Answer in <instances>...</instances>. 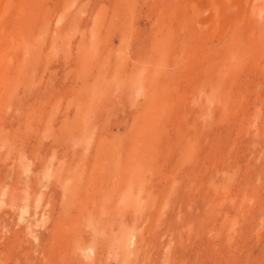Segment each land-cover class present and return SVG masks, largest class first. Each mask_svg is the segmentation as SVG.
I'll return each instance as SVG.
<instances>
[{"label":"rangeland","instance_id":"rangeland-1","mask_svg":"<svg viewBox=\"0 0 264 264\" xmlns=\"http://www.w3.org/2000/svg\"><path fill=\"white\" fill-rule=\"evenodd\" d=\"M157 1L154 9L152 0L26 1L18 30L0 46L12 53L10 78L0 82V264H264L256 235L264 215V56L252 67L243 61L237 77L226 70L229 48L254 52L246 2L221 22L213 16L205 57L193 22L172 24L170 35L169 24L159 28L170 19ZM96 27L99 49L90 39ZM236 27L249 44H236ZM206 59L208 79L196 70ZM145 67L152 81L142 77ZM213 85L223 95L215 103L233 98L227 110L200 105ZM130 171L138 194L129 196Z\"/></svg>","mask_w":264,"mask_h":264},{"label":"bare ground","instance_id":"bare-ground-1","mask_svg":"<svg viewBox=\"0 0 264 264\" xmlns=\"http://www.w3.org/2000/svg\"><path fill=\"white\" fill-rule=\"evenodd\" d=\"M26 1L27 0H15V1H11V0H0V15H2V16H5V18H4V20H3V22L1 23L2 25H1V27H0V46H2V45H4V43H3V40L4 41H6V35L8 36V35H10L11 34V32H13L14 31V28H12L13 26L15 27V29H17L18 30V28H16V25H17V23H18V20H19V17H21L23 14H24V12H26V10H25V3H26ZM35 1V0H34ZM55 1V0H54ZM58 1V0H57ZM154 1V2H153ZM239 1H245L246 2V12H247V15H249V21H250V26H251V28H249L248 30L250 31V33H252V39H253V44H254V48L251 50V51H254L252 54L251 53H249V54H245L247 57H245V55H243V54H241V53H239V51L240 50H238L237 48H229V51L230 52H228L229 53V55H228V57H226V58H228L229 60H230V63H231V66L232 67H230L229 66V64H228V66L230 67H228L229 69H226L227 71L228 70H230V69H232V71H230L231 73H232V75H234V74H236V77H237V72L240 70V68H244L243 66H241L242 65V63H243V61H245V63L249 60V64L251 65V66H249V67H252V66H256V64H257V62H258V59L259 58H261V57H263L264 56V0H161V2L163 3V5H162V3H161V14L163 13V12H166V15H164V14H162V16H163V18H168L169 17V19H170V21H167L166 22V20H164L162 23H160V27L159 28H161V30L164 28H166L167 27V25L169 24V29H168V32L166 31V35H168L169 33H170V28H171V26H172V24H174V23H176V22H183L184 24L186 23V20H187V23H188V25L186 24L185 26H192V22L194 23V25L195 26H197V28H195V29H197L196 30V36L194 37V38H202V36H204L202 39H201V41L204 43V45L202 46V49H201V46H200V49H201V51H203V55L206 57V55H205V45L206 44H208L209 43V41L208 40H210V38L209 37H212L211 35L208 37V36H206L207 34L206 33H209V30L210 31H212L211 29L213 28V26L218 22V21H222V19L223 20H225V17L226 16H230L231 14H235V12L239 9V8H237V5H238V2ZM260 1V2H259ZM39 2V1H38ZM62 2V1H61ZM244 2V3H245ZM32 3V2H31ZM55 3V2H54ZM152 6H151V8L152 9H154L155 7H156V4L157 3H159L157 0H152ZM75 4V3H74ZM27 5V4H26ZM160 5V4H159ZM159 5H158V7H159ZM130 6V5H129ZM7 7L9 8V10L7 11ZM35 7V6H34ZM66 7V6H65ZM6 9L5 10V12L3 11V9ZM29 8H31V7H29ZM41 8V7H40ZM38 9V8H37ZM118 9V8H117ZM132 9V8H131ZM237 9V10H236ZM196 12H194V11ZM245 10V9H244ZM36 11V10H35ZM29 12V11H28ZM47 12V11H46ZM45 12V13H46ZM192 12H194V14H196V16L192 13ZM2 13V14H1ZM179 13V16L177 15ZM218 15H217V14ZM244 13H245V11H244ZM44 14V13H43ZM47 14V13H46ZM59 14V13H58ZM57 14V15H58ZM66 14V13H65ZM119 14H121V13H119ZM246 14V13H245ZM25 15H28V14H25ZM24 15V16H25ZM51 15V14H50ZM50 15H49V17H50ZM52 15H55V14H52ZM100 15V16H99ZM194 15V17H192ZM214 15H216V16H218V21L216 20L215 22L213 21V16ZM98 20H100L99 18L101 17V14H98ZM103 17H102V21H98L97 22V26H98V24L99 23H101V24H104V15H102ZM243 16V15H242ZM246 16V15H245ZM32 17V16H31ZM121 17V16H120ZM23 18H25V17H23ZM194 18V19H193ZM245 18V17H244ZM1 19V18H0ZM3 19V18H2ZM50 19V18H49ZM54 19V18H53ZM113 19V18H112ZM230 19V18H229ZM242 19V18H241ZM247 19V18H246ZM157 20V19H156ZM192 20H194V21H192ZM235 20V19H234ZM243 20V19H242ZM241 20V21H242ZM245 20V19H244ZM30 21V20H29ZM62 21V20H61ZM109 21V20H108ZM239 21V20H238ZM38 22V21H37ZM63 22V21H62ZM133 22V21H132ZM191 22V23H190ZM230 22V21H229ZM246 22V21H245ZM96 23V22H95ZM166 23H167V25H166ZM191 25H190V24ZM231 23H233V22H231ZM29 24V23H28ZM39 24V23H38ZM157 24V23H156ZM235 24V23H234ZM243 24V23H242ZM30 25V24H29ZM29 25H28V27H29ZM140 25V24H139ZM164 25H165V27H164ZM179 25V24H178ZM227 25H228V20H227ZM227 25H225V27L227 26ZM245 25V24H244ZM174 26H176V25H174ZM228 26H230V25H228ZM231 26H233V25H231ZM26 27V26H25ZM225 27H222V29L223 28H225ZM234 27V26H233ZM41 28V27H40ZM176 28V27H175ZM177 28H178V26H177ZM180 28V27H179ZM179 28H178V31H179ZM26 29V28H25ZM31 29V28H30ZM96 29V32H92L91 33V37H90V35H89V37H90V39L92 38L93 39V42H92V45L94 46V47H96V49H99V46H100V44L103 42V40L102 39H98V38H96V37H98L99 35H100V31H99V29H100V27H96L95 28ZM95 29H93V30H95ZM118 29V28H117ZM227 29V28H226ZM236 29V32H234V37L236 36V44H238V43H241V45L243 44V43H248L247 42V40L248 41H250V39L248 38H246L247 40H245L244 39V41L242 40V38H240V36H242L243 34H242V32L243 31H241L240 32V30H243L241 27H236L235 28ZM28 30V29H27ZM33 30V29H32ZM35 30V29H34ZM166 30H167V28H166ZM181 30H183V29H181ZM190 30H191V28H190ZM189 30V31H190ZM220 30H221V28H220ZM21 31V30H20ZM19 31V33H21ZM163 31V30H162ZM178 31L176 30V32L178 33ZM188 31V32H189ZM238 31H239V33H238ZM91 32V31H90ZM159 32V31H158ZM194 32V31H193ZM225 32V31H224ZM245 32V31H244ZM259 32V33H258ZM229 33H230V31H229ZM13 34H15V33H13ZM73 34V33H72ZM99 34V35H98ZM172 34V33H171ZM195 34V33H194ZM203 34V35H202ZM215 34H216V32H215ZM219 34V33H218ZM220 34H222V33H220ZM239 34V35H238ZM71 35V34H70ZM170 35V34H169ZM248 35V34H247ZM250 35V34H249ZM16 36V35H15ZM18 36V35H17ZM85 36H86V34H85ZM103 36V35H102ZM191 36V35H190ZM225 36V35H224ZM224 36H222V39H221V37H220V39H221V41H219V43L217 44V42H215L214 40L213 41H211L210 42V44H211V47H210V49L211 48H213V46L215 47H218V45L220 44V43H222V41L223 40H225L224 39ZM239 36V37H238ZM243 36H246V35H243ZM10 37V36H9ZM21 37H22V35H21ZM21 37L19 38V39H21ZM88 37V36H87ZM179 37V36H178ZM177 37V38H178ZM18 38V37H17ZM36 38V37H35ZM69 38V37H68ZM83 38V37H82ZM102 38V37H101ZM165 38V37H164ZM190 38V37H189ZM213 38V37H212ZM72 39V38H71ZM84 40L85 39H88V38H83ZM159 39V38H158ZM170 39V38H169ZM16 40V39H15ZM33 40V39H32ZM36 40V39H35ZM34 40V41H35ZM161 40V39H160ZM159 40V41H160ZM183 40V39H182ZM219 39H217V41H218ZM230 40V39H229ZM228 40V41H229ZM14 41V40H13ZM38 41V40H37ZM83 41V40H82ZM86 41V40H85ZM159 41H157L158 43H156L155 45H160L161 43L159 42ZM227 41V42H228ZM232 43H233V41L232 40H230ZM15 42H17V41H15ZM19 42H21V41H19ZM28 42V41H27ZM40 42V41H39ZM68 42V41H67ZM165 42V41H164ZM168 42V41H167ZM166 42V43H167ZM176 42V43H175ZM234 42H235V39H234ZM18 43V42H17ZM21 43H23V42H21ZM34 43H36V42H34ZM71 43V42H70ZM104 43V42H103ZM178 43H179V41L178 40H176V41H173V44L172 45H178ZM181 43V42H180ZM184 43L185 44H188L189 45V43H190V40H188V41H185L184 40ZM198 43V42H197ZM90 44V43H89ZM195 44V43H194ZM193 44V45H194ZM199 45L201 44V43H198ZM224 44V43H223ZM249 44V43H248ZM247 44V45H248ZM30 45V44H29ZM36 45V44H35ZM85 45V44H84ZM196 45V44H195ZM209 45V44H208ZM222 45V44H221ZM220 45V46H221ZM229 45V44H228ZM234 45V44H233ZM246 45V46H247ZM250 45H252V44H250ZM12 46V45H11ZM34 46V45H33ZM106 46V45H105ZM238 46V45H237ZM16 47H17V45H16ZM26 47V46H25ZM24 47V48H25ZM102 47H103V45H102ZM163 47V46H162ZM191 47V46H190ZM38 48V47H37ZM79 48V47H78ZM169 48H171V47H169ZM178 48V50H180L179 49V47H177ZM176 48V49H177ZM199 48V47H198ZM209 48V47H208ZM249 48V47H248ZM10 49V48H9ZM12 49V48H11ZM15 49V48H14ZM32 49H34V48H32ZM53 49V48H52ZM83 49V48H82ZM157 49H158V47H157ZM165 50H163V51H168V50H166V48H164ZM174 49H175V47H174ZM183 49H184V47H183ZM192 49V48H191ZM209 49V50H210ZM216 49V48H215ZM244 49V48H243ZM255 49H259V51L258 50H256V52H257V54H255ZM16 50H18V49H16ZM28 50V49H27ZM79 50H81V49H79ZM88 50H89V47H88ZM93 50V49H92ZM109 50V49H108ZM250 50V49H249ZM11 51V50H10ZM96 51V50H95ZM30 52V51H29ZM197 52V51H196ZM220 52H221V49H220ZM245 52V51H244ZM92 53V52H91ZM161 53H164V52H162V50H161ZM176 53V52H175ZM178 53V52H177ZM180 53V52H179ZM178 53V54H179ZM182 53H183V50H182ZM189 53V52H188ZM199 53V52H198ZM197 53V54H198ZM215 53V52H214ZM213 53V54H214ZM12 53L10 52V53H8L6 50H1V48H0V76H1V79L2 80H0V82L1 83H3V76H8L9 75V77L8 78H10V72H8L6 69L7 68H9L10 67V63H9V61H8V59L9 58H11V55ZM16 54V53H15ZM34 54V53H33ZM81 54H82V52H81ZM93 54V53H92ZM181 54V53H180ZM196 54V55H197ZM208 54V53H207ZM212 54V53H211ZM210 54V55H211ZM254 54L256 55V57H254ZM8 55V56H7ZM52 55H54V54H52ZM79 55V54H78ZM89 54L87 53V56H88ZM167 55V54H166ZM185 55V54H184ZM192 55V54H191ZM194 55H195V53H194ZM193 55V56H194ZM203 55H201L202 57H203ZM215 55V54H214ZM252 55V56H251ZM259 55H260V57H259ZM6 56H7V58H6ZM15 56V55H14ZM82 56H83V54H82ZM81 56V57H82ZM97 56V55H96ZM157 56V55H156ZM159 56V55H158ZM200 56V57H201ZM219 56V55H218ZM16 57H17V55H16ZM160 57V56H159ZM187 57V56H186ZM196 57V56H195ZM214 57V56H213ZM212 57V58H213ZM216 57V56H215ZM249 57V58H248ZM37 58V57H36ZM78 58V57H77ZM165 58V57H164ZM163 58V59H164ZM189 58H191V57H189ZM193 58V60H192V62L194 61V57H192ZM191 58V59H192ZM204 58V57H203ZM208 58V57H207ZM220 60H221V58H220V56L218 57ZM91 59H92V57H91ZM99 59V58H98ZM158 59V58H157ZM167 59V58H166ZM191 59L189 60V61H191ZM7 60V61H6ZM81 60V59H80ZM103 60V59H102ZM181 60H183V59H181ZM198 60H199V58H198ZM207 61H208V59H206ZM213 60H215V59H213ZM227 60V59H226ZM250 60H252V62H250ZM10 61H11V59H10ZM95 61H96V59H95ZM201 61H203L202 59H201ZM210 61V62H209ZM208 62H206V63H208L207 65H202L201 63V65L202 66H200V64H199V66H196V68H195V66H194V68L196 69V70H202L201 72H203L205 75L203 76L205 79H208L207 77L208 76H211L210 75V73L212 72V66H211V60H209ZM216 61H217V59H216ZM254 61H256V63L254 62ZM86 62H87V60H86ZM205 62V61H204ZM215 62V61H214ZM219 62V61H218ZM221 62V61H220ZM255 63V65H252V63ZM81 63V62H80ZM188 63V62H187ZM258 63H260V62H258ZM197 64H198V62H197ZM214 64V63H213ZM223 64V63H222ZM24 65H26V64H24ZM87 65V64H86ZM134 65V64H133ZM186 65V64H185ZM188 65V64H187ZM193 65V64H192ZM259 65V64H258ZM12 66H13V64H12ZM159 66V65H158ZM178 66V65H177ZM191 66V65H190ZM218 66V65H217ZM221 66V65H220ZM241 66V67H240ZM84 67V66H83ZM214 67V66H213ZM246 67V66H245ZM22 68V67H21ZM94 68V67H93ZM135 68V67H134ZM185 68V70H186V67H184ZM215 68V67H214ZM219 68V67H218ZM83 69H85V68H83ZM5 70H6V72L7 73H5ZM26 70V69H25ZM135 70V69H134ZM140 70V69H139ZM182 70V69H181ZM189 70H190V68H189ZM192 70V69H191ZM194 70V69H193ZM216 70V69H215ZM219 70V69H218ZM223 70H224V68H223ZM226 70H224V71H222V73H224V72H226ZM245 70V69H244ZM152 69H150V68H148V67H145L144 69H143V71H142V74H143V78H146V79H148L149 81L151 80L152 81V79H154L155 77L153 76L154 74L152 73ZM195 71V70H194ZM162 72V71H161ZM183 72V71H182ZM192 72V71H191ZM23 73H25V72H23ZM179 73V72H178ZM185 73H187V72H185ZM189 73V72H188ZM193 73V72H192ZM217 73V72H216ZM243 73V72H242ZM221 74V73H220ZM226 74V73H225ZM192 75V74H191ZM198 75V74H197ZM239 75V74H238ZM190 76V75H189ZM213 76V75H212ZM215 76V75H214ZM132 77V76H131ZM135 77H136V75H135ZM183 77V76H182ZM193 77V76H192ZM195 77V76H194ZM193 77V78H194ZM197 77V76H196ZM203 77H202V79H203ZM216 77V76H215ZM223 77V76H222ZM7 78V79H8ZM98 78V77H97ZM150 78V79H149ZM197 78H199V77H197ZM211 78V77H210ZM235 78V77H234ZM6 79V78H5ZM12 79V78H11ZM141 79V78H140ZM199 79H201V77L199 78ZM220 79V78H219ZM219 79H218V81H219ZM223 79V78H222ZM233 79V78H232ZM9 80V79H8ZM138 80V79H137ZM197 80V79H196ZM224 80V79H223ZM222 80V81H223ZM234 80V79H233ZM89 81V80H88ZM99 81V80H98ZM134 81H135V79H133L132 80V82H133V84H134ZM141 81V80H140ZM188 81V80H187ZM198 81V80H197ZM204 81V80H203ZM205 81H207V80H205ZM11 82H13V80L11 81ZM11 82L9 83V84H11ZM129 82V81H128ZM138 81H136V83H137ZM207 82H209L210 83V81H207ZM219 82H221V81H219ZM8 83V82H7ZM14 83V82H13ZM142 83V82H141ZM144 83V82H143ZM152 83V82H151ZM208 83V84H209ZM216 83H217V81H216ZM223 83V82H222ZM93 84V83H92ZM147 84H149V83H146V85ZM202 84V83H201ZM227 84V83H226ZM225 84V85H226ZM145 85V84H144ZM193 85H195V84H193ZM207 85V84H206ZM12 86V85H11ZM95 86V85H94ZM101 86H102V84H101ZM140 86V85H139ZM158 86V85H157ZM211 86H212V84H211ZM214 87H216V88H211V87H209V88H211V93L210 94H208L206 97H207V99H206V97H203L204 99H203V102L201 101L200 103V105H204L205 103V105H207L208 107H209V105H211L212 106V104L214 105V106H217V103H220V105H221V107L223 106V107H225L226 108V110H227V108H229L230 107V105H229V103L230 102H234V100H233V98H231L232 99V101H230V102H228L227 104H226V106H225V103L226 102H223V105H222V102H217V103H215V101H217V97L219 96V95H222V94H219L220 93V88L221 87H219V86H221V85H213ZM104 87V86H103ZM137 87H138V84H137ZM6 88V87H5ZM9 88V87H8ZM89 88V87H88ZM99 88V87H98ZM144 88V87H143ZM150 88V87H149ZM203 88V87H202ZM94 89V88H93ZM200 89V88H199ZM104 90V89H103ZM106 90V89H105ZM143 90V89H142ZM198 90V89H197ZM3 91V90H2ZM96 90H94V92H95ZM204 91V93L206 92V93H208L209 91L206 89V90H203ZM5 92V91H4ZM92 92H93V90H92ZM93 92V93H94ZM80 93V92H79ZM82 93V92H81ZM98 93V92H97ZM205 93V94H206ZM95 94V93H94ZM99 94V93H98ZM98 94H96V96H98ZM103 94V93H102ZM140 94V93H139ZM200 94V93H199ZM201 94H202V92H201ZM215 94V97H213V95ZM80 95V94H79ZM86 95V94H85ZM84 95V96H85ZM104 95H106V94H104ZM140 95H142V94H140ZM144 95V94H143ZM148 95V94H147ZM216 95H217V97H216ZM233 95V94H232ZM101 96V95H100ZM223 96V95H222ZM220 97V96H219ZM218 97V98H219ZM212 98H214V99H212ZM82 99H83V97H82ZM82 99H81V102L83 103L84 101H82ZM87 99V98H86ZM96 99V98H95ZM199 99V98H198ZM210 99H212L211 101H210ZM220 99V98H219ZM222 99H226L227 101L229 100V98L228 97H225V98H222ZM230 99V100H231ZM99 100H100V98H99ZM238 100V99H237ZM209 101V102H208ZM222 101V100H221ZM89 102V101H88ZM170 102V101H169ZM196 102H198V101H196ZM78 103V102H77ZM108 103V102H107ZM199 103V102H198ZM211 103V104H210ZM139 104V103H138ZM231 104V103H230ZM92 106V105H91ZM148 106V105H147ZM156 106V103H154L153 104V108L151 107H149V109L150 110H153L154 109V107ZM227 106H229V107H227ZM145 107V106H144ZM206 107V106H205ZM208 107H207V109H208ZM220 107V106H219ZM70 108V107H69ZM78 108H79V105H78ZM213 108V107H212ZM225 108H224V110H225ZM232 108V107H231ZM93 109V108H92ZM157 109V108H156ZM90 110V109H89ZM89 110H87V111H89ZM234 110V109H233ZM83 111V110H82ZM87 111H86V113H87ZM221 111V110H220ZM84 112H85V109H84ZM91 112V111H90ZM90 112H89V114H90ZM214 112V111H213ZM237 112V111H236ZM78 113H80L79 111H78ZM145 113H147V112H145ZM144 113V114H145ZM219 113V112H218ZM233 113V112H232ZM217 114V113H216ZM92 115V114H91ZM201 115V114H200ZM229 115H231V113L229 114ZM93 116V115H92ZM204 116V115H203ZM89 117V116H88ZM155 117V116H154ZM228 119V118H227ZM214 120V119H213ZM229 120V119H228ZM90 121V120H89ZM220 121V120H219ZM81 124V123H80ZM86 124V123H85ZM75 126H77V125H75ZM152 126V125H151ZM205 126V125H204ZM83 127V126H82ZM209 127V126H208ZM213 128V127H212ZM75 129H77V128H75ZM89 129V128H88ZM207 129V128H206ZM209 130V129H208ZM149 131V130H148ZM204 131V130H203ZM76 132V131H75ZM187 133V132H186ZM186 135V134H185ZM78 136V135H77ZM195 136V135H194ZM92 137V136H91ZM84 138V137H83ZM189 138V137H188ZM210 138V137H209ZM85 139V138H84ZM206 139V138H205ZM197 140V139H196ZM197 142V141H196ZM209 143V142H208ZM145 146V145H144ZM210 146V145H209ZM135 149H137V148H135ZM167 151V150H166ZM103 152V151H102ZM130 155V154H129ZM137 155V154H136ZM178 155V154H177ZM137 157V156H136ZM167 160V159H166ZM134 161V160H133ZM74 162V161H73ZM134 165V164H133ZM134 167V166H133ZM136 167V166H135ZM134 167V168H135ZM132 169V168H131ZM141 169V168H140ZM136 170H137V167H136ZM128 171V170H127ZM144 171V170H143ZM140 172V171H139ZM82 173V172H81ZM131 173H133L132 171H130V174H128L129 176H128V179H132V175H131ZM136 173H138V171H136ZM197 173V172H196ZM134 175H135V173H134ZM122 176V175H121ZM136 177V176H135ZM134 177V178H135ZM194 179V178H193ZM122 180V179H121ZM132 181H135V180H131V181H129V180H126V181H124L125 182V184H126V182H128V188L127 189H129L128 190V192L130 191V193H129V196H130V194H132L133 193V191H134V187H133V183H132ZM80 182V181H79ZM121 182H123V181H121ZM135 183V182H134ZM140 183V182H139ZM143 183V182H142ZM137 184V183H136ZM123 185H124V183H123ZM127 186V185H126ZM165 186V185H164ZM121 188V187H120ZM126 188V187H125ZM149 188V187H148ZM165 188V187H164ZM139 189H141L140 187H139ZM143 189V188H142ZM118 190V189H117ZM138 190V189H137ZM140 191V193H142V191L141 190H139ZM126 192V191H125ZM144 193V192H143ZM112 194H114V193H112ZM119 194V193H118ZM124 194V193H123ZM138 194V193H137ZM137 194H132V195H137ZM128 198H130V197H128ZM141 199V198H140ZM139 199V200H140ZM148 199V198H147ZM121 200V199H120ZM40 201V200H39ZM127 201V200H126ZM116 202V201H115ZM122 202H123V200H122ZM128 203V202H127ZM39 204V203H38ZM43 204V203H42ZM133 204H135V201H134V203ZM140 204V203H139ZM138 204V205H139ZM113 205V204H112ZM120 205V204H119ZM125 205V204H124ZM128 205H129V203H128ZM130 206H131V204H130ZM119 206H117V208H118ZM111 207H109V209H110ZM132 208H133V206H132ZM88 210V209H87ZM114 209H111V211H113ZM142 210V209H141ZM82 211V210H81ZM84 211V210H83ZM89 211V210H88ZM86 212V211H85ZM122 212V211H121ZM120 213V212H119ZM143 213V212H142ZM83 214V213H82ZM87 215V214H86ZM93 216V215H92ZM91 216V217H92ZM85 217H87V216H85ZM90 218V217H89ZM122 218H123V215H122ZM86 219V218H85ZM94 220V219H93ZM122 220V219H121ZM121 222V221H120ZM123 222V221H122ZM139 222V221H138ZM145 222V221H144ZM143 222V223H144ZM259 224H258V226H257V228H256V235H257V239H259L260 241H261V239L262 238H264V215L261 217V220L258 222ZM117 225V224H116ZM124 225H125V223H124ZM115 226V225H114ZM118 226V225H117ZM116 227V226H115ZM128 227V226H127ZM118 228V227H117ZM121 228V227H120ZM120 228H118V229H120ZM132 228V227H131ZM136 228V227H135ZM133 229V228H132ZM138 229V228H137ZM120 231V230H119ZM128 231V230H127ZM98 232V231H97ZM126 232V231H125ZM134 232V231H133ZM139 232V231H138ZM33 233V232H32ZM108 233H110V232H107V234ZM135 233H137V232H135ZM113 233H111V235H112ZM110 235V234H109ZM110 235V236H111ZM117 235H118V233H117ZM126 235H127V233H126ZM143 236V235H142ZM141 236V237H142ZM113 237H115V236H113ZM123 237V236H122ZM125 237V236H124ZM126 238V237H125ZM116 239V238H115ZM119 240V239H118ZM117 240V241H118ZM123 240V239H122ZM135 241H136V235L135 234H131V235H129L128 237H127V243H126V240L124 241L127 245H130V244H128V243H135ZM140 241V240H139ZM117 243V242H116ZM119 243V242H118ZM117 243V244H118ZM137 243V242H136ZM114 244V243H113ZM116 244V247L117 246H119V245H117ZM120 244V243H119ZM86 245V244H85ZM125 245V244H124ZM127 245H125V246H127ZM134 245V244H133ZM82 246H83V244H82ZM122 246V245H121ZM120 246V247H121ZM131 246V245H130ZM114 248H115V246H114ZM128 248V247H127ZM130 248V247H129ZM68 249V248H67ZM123 249V248H122ZM82 250L84 251V254L86 255V257H88V258H92L95 254H96V251H95V249L93 248V247H91V246H86V247H83L82 248ZM128 250V249H127ZM129 251V250H128ZM131 251V250H130ZM123 252V251H122ZM78 253V252H77ZM98 253V252H97ZM127 253V252H126ZM82 254V253H81ZM125 254V253H124ZM130 254V253H129ZM79 255V254H78ZM83 256V255H82ZM81 256V257H82ZM97 256V255H96ZM80 257V258H81ZM83 258V257H82Z\"/></svg>","mask_w":264,"mask_h":264}]
</instances>
